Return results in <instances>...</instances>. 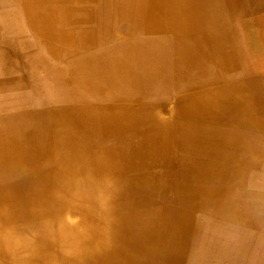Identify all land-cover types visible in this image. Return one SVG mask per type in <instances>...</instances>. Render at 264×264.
<instances>
[{"label": "bare ground", "instance_id": "1", "mask_svg": "<svg viewBox=\"0 0 264 264\" xmlns=\"http://www.w3.org/2000/svg\"><path fill=\"white\" fill-rule=\"evenodd\" d=\"M264 0H0V264H264Z\"/></svg>", "mask_w": 264, "mask_h": 264}, {"label": "crops", "instance_id": "2", "mask_svg": "<svg viewBox=\"0 0 264 264\" xmlns=\"http://www.w3.org/2000/svg\"><path fill=\"white\" fill-rule=\"evenodd\" d=\"M264 230V229H263ZM263 244H264V242H263Z\"/></svg>", "mask_w": 264, "mask_h": 264}]
</instances>
